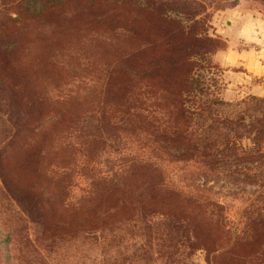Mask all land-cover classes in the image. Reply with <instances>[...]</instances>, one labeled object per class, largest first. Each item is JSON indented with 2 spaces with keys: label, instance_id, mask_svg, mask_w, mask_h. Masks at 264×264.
I'll return each instance as SVG.
<instances>
[{
  "label": "trees",
  "instance_id": "trees-1",
  "mask_svg": "<svg viewBox=\"0 0 264 264\" xmlns=\"http://www.w3.org/2000/svg\"><path fill=\"white\" fill-rule=\"evenodd\" d=\"M63 4L76 32L70 39L82 41L62 46L70 64L51 58L35 64L44 79L27 83L46 108L43 121L28 147L15 140L7 150L24 154L31 144L45 150L61 128L65 175L86 178L73 204L63 184L61 217L87 220L100 232L104 226H135L146 216L166 218L184 225L207 253L234 264H264V96L223 111L219 68L210 62L222 44L208 34L207 22L145 0ZM13 13V29L32 25L21 8ZM35 49L42 58L53 50L46 41ZM72 82L73 90L67 89ZM58 83L64 101L53 110L50 93ZM12 85L21 88L17 81ZM174 175L189 184H173ZM220 177L256 185L241 210V228L229 229L222 207L210 200L212 187L206 185Z\"/></svg>",
  "mask_w": 264,
  "mask_h": 264
},
{
  "label": "rangeland",
  "instance_id": "rangeland-1",
  "mask_svg": "<svg viewBox=\"0 0 264 264\" xmlns=\"http://www.w3.org/2000/svg\"><path fill=\"white\" fill-rule=\"evenodd\" d=\"M145 1L173 9L181 17L196 15L207 22L208 34L220 40L222 48L210 62L219 68L217 94L225 103L224 112H233L249 97L264 96V0ZM63 3L0 0V264H234L225 255L202 250L184 225L166 218L146 216L135 226L124 225L119 230L104 226L100 232L87 220L61 217L57 208L63 184L68 186L72 204L86 187V178L71 172L65 175L69 171L60 154L64 146L61 128L46 141L45 150L34 144L24 154L7 150L15 140L28 147L37 122L43 121L39 117L46 108L36 103L37 92L27 83L44 79V69L35 64L49 58L70 64V55L62 46L71 49L82 41L70 39L76 32L69 22L71 9ZM16 7L33 22L35 31L30 24L13 29L9 18L14 17ZM52 11L62 12L50 15ZM35 36L38 40L32 41ZM41 40L53 48L50 53L40 51L44 58L36 57ZM84 43L88 45L87 40ZM16 81L21 88L12 85ZM75 85L72 82L67 89ZM63 89L58 83L51 90L53 110L63 104ZM180 176L174 175L173 184L184 188L189 183ZM207 186L212 187L210 200L222 207L226 226L241 228V210L256 185H236L220 177Z\"/></svg>",
  "mask_w": 264,
  "mask_h": 264
}]
</instances>
